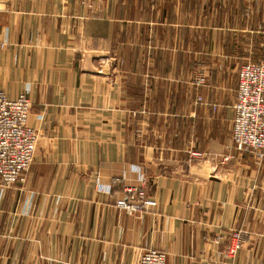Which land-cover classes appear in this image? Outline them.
Returning a JSON list of instances; mask_svg holds the SVG:
<instances>
[{
    "label": "crops",
    "instance_id": "0c3cea01",
    "mask_svg": "<svg viewBox=\"0 0 264 264\" xmlns=\"http://www.w3.org/2000/svg\"><path fill=\"white\" fill-rule=\"evenodd\" d=\"M250 4L1 0L0 89L31 100L38 142L0 184V264H264V158L231 135L237 70L264 52ZM137 191L153 204L118 208Z\"/></svg>",
    "mask_w": 264,
    "mask_h": 264
},
{
    "label": "built area",
    "instance_id": "2783aa9c",
    "mask_svg": "<svg viewBox=\"0 0 264 264\" xmlns=\"http://www.w3.org/2000/svg\"><path fill=\"white\" fill-rule=\"evenodd\" d=\"M32 105L25 94L9 98L0 90V184L4 187L24 184L33 163L38 135L28 124ZM232 109L231 135L235 148L239 152L253 153L259 160L263 159L264 57L256 62L244 63L238 68L237 95ZM136 194L135 202L119 201L118 208L133 213L153 204L144 191H137ZM240 248L241 241L236 234L226 255L235 257ZM166 260L165 253L149 250L140 255L136 264H166Z\"/></svg>",
    "mask_w": 264,
    "mask_h": 264
},
{
    "label": "rangeland",
    "instance_id": "374dc122",
    "mask_svg": "<svg viewBox=\"0 0 264 264\" xmlns=\"http://www.w3.org/2000/svg\"><path fill=\"white\" fill-rule=\"evenodd\" d=\"M231 2H233L234 0H230ZM242 1H244V0H238V2H242ZM250 1V5L252 6V5H260V4H264V0H249ZM261 10V12H260V15L261 16H263V19H264V8H262V9H260ZM254 14V15H253ZM252 18H250V20H251V28L253 29L255 26H256V24H257V16H258V14L256 13V11H254V12H252ZM263 28H264V24L263 25H261ZM261 27V28H262ZM254 29H257V28H254ZM253 36H256V34H252ZM262 48H264V45L262 46ZM254 53L255 52H253V54H252V56H251V61L252 62H256V61H258L259 60V58H263L264 57V52L263 53H261V54H259L260 55V57H258V56H254ZM257 53V52H256ZM0 90H2V89H0ZM4 91V90H3ZM5 92V91H4ZM6 93V92H5ZM7 95V94H6ZM31 101V100H30ZM15 186V185H14Z\"/></svg>",
    "mask_w": 264,
    "mask_h": 264
}]
</instances>
